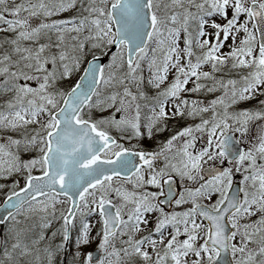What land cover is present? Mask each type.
I'll return each mask as SVG.
<instances>
[{
	"label": "snow or ice",
	"instance_id": "obj_1",
	"mask_svg": "<svg viewBox=\"0 0 264 264\" xmlns=\"http://www.w3.org/2000/svg\"><path fill=\"white\" fill-rule=\"evenodd\" d=\"M0 264H264V0H0Z\"/></svg>",
	"mask_w": 264,
	"mask_h": 264
},
{
	"label": "rangeland",
	"instance_id": "obj_2",
	"mask_svg": "<svg viewBox=\"0 0 264 264\" xmlns=\"http://www.w3.org/2000/svg\"><path fill=\"white\" fill-rule=\"evenodd\" d=\"M2 202V200H0V203Z\"/></svg>",
	"mask_w": 264,
	"mask_h": 264
}]
</instances>
